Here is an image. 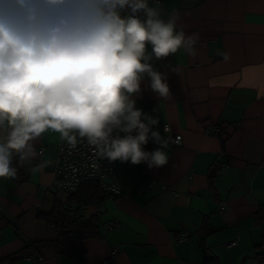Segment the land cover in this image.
Masks as SVG:
<instances>
[{"label": "crops", "instance_id": "1", "mask_svg": "<svg viewBox=\"0 0 264 264\" xmlns=\"http://www.w3.org/2000/svg\"><path fill=\"white\" fill-rule=\"evenodd\" d=\"M161 5L165 14L178 10L180 27L199 33L200 40L194 56L181 49L154 59V67L167 73L171 95L158 98L145 80L136 106L159 117L165 137L180 134L181 144H169V162L160 168L117 161L121 195L98 205L99 236L82 241V260L51 248L20 255L31 241L58 237L39 215L70 195L64 199L52 187L60 136L44 133L34 141L37 156L28 172L23 175L19 166L17 179L0 178V259L16 257L7 264H104L115 246L122 252L107 264H201L210 256L218 264H264V0ZM209 124L224 134H206ZM157 147L149 141L145 150ZM221 151L224 166L216 162ZM37 164L43 166L32 171ZM151 180L170 190H150ZM94 213V206L82 211L86 217ZM183 229L189 241L179 242ZM233 240L237 244L226 247Z\"/></svg>", "mask_w": 264, "mask_h": 264}, {"label": "clouds", "instance_id": "2", "mask_svg": "<svg viewBox=\"0 0 264 264\" xmlns=\"http://www.w3.org/2000/svg\"><path fill=\"white\" fill-rule=\"evenodd\" d=\"M180 18L160 0H0V178L31 165L49 131L72 146L86 139L100 161L167 165L159 117L136 104L145 80L171 95L154 59L196 54L199 33ZM149 141L158 147L145 150Z\"/></svg>", "mask_w": 264, "mask_h": 264}, {"label": "built area", "instance_id": "3", "mask_svg": "<svg viewBox=\"0 0 264 264\" xmlns=\"http://www.w3.org/2000/svg\"><path fill=\"white\" fill-rule=\"evenodd\" d=\"M164 0H160V3ZM234 127H238V123L233 124ZM169 130L168 124L164 126ZM206 134L219 135L224 134L221 126L207 125L204 130ZM166 138L169 139V144L180 145L181 135L167 134ZM43 153V148L38 150V155ZM226 153L221 151L216 157V162L219 165H226ZM96 181L109 196L116 197L121 195L122 189L118 179V163L117 161L109 162L107 160H97L95 156V150L93 146H90L86 139L78 138V142L75 146L67 143V141L59 140L57 143V158L55 161V167L53 171L52 187L57 192H63L66 194H72L78 190V188L86 182ZM158 187V191L170 190L168 187L151 180L149 189L154 191ZM174 196H177L176 192H173ZM223 207H220L221 211ZM99 206L95 207V214L99 213ZM110 228V225H108ZM264 231V225L261 227ZM177 241L185 242L189 241V231L183 229L179 232ZM237 244V240H233L227 243L226 247H234ZM259 250L264 251V239L259 244ZM122 249L115 246L110 248L108 257L104 260V264H107L114 257H116Z\"/></svg>", "mask_w": 264, "mask_h": 264}, {"label": "trees", "instance_id": "4", "mask_svg": "<svg viewBox=\"0 0 264 264\" xmlns=\"http://www.w3.org/2000/svg\"><path fill=\"white\" fill-rule=\"evenodd\" d=\"M31 165L21 166L23 175L28 172ZM106 197L108 194L100 188L98 182L84 183L77 191L69 195L65 204L57 203L50 213L39 215L47 224L54 226L58 237L54 240L31 241L19 254L26 253L24 251L28 249L39 252L42 248H51L60 255L82 260L84 258L82 241L99 236L97 215L94 213L86 217L82 211H85L88 206H98ZM15 258V256L2 258L0 264L10 263ZM201 264L218 263L214 256H210Z\"/></svg>", "mask_w": 264, "mask_h": 264}, {"label": "rangeland", "instance_id": "5", "mask_svg": "<svg viewBox=\"0 0 264 264\" xmlns=\"http://www.w3.org/2000/svg\"><path fill=\"white\" fill-rule=\"evenodd\" d=\"M62 194V196H63V198L65 199L66 198V193H61Z\"/></svg>", "mask_w": 264, "mask_h": 264}]
</instances>
